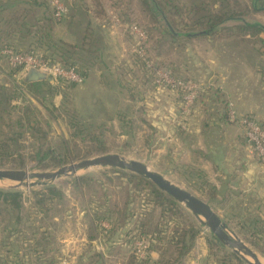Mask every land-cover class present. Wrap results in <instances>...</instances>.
Here are the masks:
<instances>
[{"label":"rangeland","instance_id":"rangeland-1","mask_svg":"<svg viewBox=\"0 0 264 264\" xmlns=\"http://www.w3.org/2000/svg\"><path fill=\"white\" fill-rule=\"evenodd\" d=\"M10 1L17 3L0 11V85L13 98L7 110L0 105V117H5L0 119V130L11 136L21 132L20 112L13 106L31 104L37 118L45 126L50 124L52 145H57L60 134L71 138L73 116L83 121L87 132L71 138V153L59 156L63 160L59 163L52 158L31 160L34 140L28 131L20 139L26 164L17 155H0V169L48 172L109 153L141 161L170 181L186 185L198 197L214 201L229 230L264 261V200L258 204L252 197L239 199L230 192L211 199L212 190L199 179L198 169L192 172L176 163L171 150L175 142L183 144L176 136L186 120L198 115L214 118L221 112L240 127L252 147L244 122L252 120L263 127L264 123L239 115L222 101L223 89L216 83L214 68L221 59H232L233 53L223 52L224 46L264 48L259 28L247 30L249 39L243 38L246 30H240L246 22L264 25V0L259 4L252 0H156L178 32L176 37L146 0H59L66 10L59 20L52 0ZM16 10L25 13V18L20 15L25 20H9ZM228 12L242 20L225 23L216 35H184L199 29L195 23L208 15ZM229 32L235 35L228 36ZM6 47L39 59L46 53L52 57L50 65L70 69L66 64L73 63L87 76L74 83L51 72L47 83L34 91L24 83L25 66L14 67L3 55ZM249 56L264 69V56L258 52ZM16 68L21 70L14 72ZM177 153L179 161L181 150ZM253 153L264 165L254 149ZM120 170L92 167L75 176L19 187L9 180L0 182V189L24 195L20 212H0V244L12 243L0 246V258L8 264H66L85 255L89 256L87 264H135L133 256L147 264H247L241 255L216 244L212 233L191 212L194 221L174 214L169 206L158 203L151 190ZM82 176L86 180L77 187ZM49 187L62 195L52 194ZM40 193L46 196L38 205ZM17 216L22 217L21 223L17 224ZM192 222L197 223L198 233L190 251L183 254L179 233L189 234ZM151 239L159 248L151 249ZM169 241L177 244L169 247ZM103 252L109 255L103 258Z\"/></svg>","mask_w":264,"mask_h":264},{"label":"crops","instance_id":"crops-1","mask_svg":"<svg viewBox=\"0 0 264 264\" xmlns=\"http://www.w3.org/2000/svg\"><path fill=\"white\" fill-rule=\"evenodd\" d=\"M0 1V11L8 10V5L15 6L17 3ZM252 2L259 4L262 1ZM263 32L264 30H260L259 34H264ZM244 33L243 38H252L250 31L246 30ZM261 42H264V36ZM248 45L250 46H224L223 52L233 55L232 59H221L216 63V83L223 89L222 101L226 105H231L239 115L252 116L264 123V69L249 56L255 52L264 56V48ZM220 114L221 116L217 113L214 118H204L197 114L198 116L189 118L183 126H179L177 130L180 135L176 137L182 138L183 144L174 143L171 147L174 153L172 157L176 163L180 162L192 172L198 169L199 179L208 184V189L212 190L209 196L214 200L230 192L239 199L252 197L260 204L264 200V165L253 153L240 127L229 122L227 114ZM179 149V157L182 159L178 161L176 155H179ZM181 187L187 188L186 185ZM213 202L210 203L211 206L219 212ZM107 254L103 252L102 257H107ZM88 257H80L79 261L72 258L66 264H87ZM133 259L136 263L134 256Z\"/></svg>","mask_w":264,"mask_h":264},{"label":"trees","instance_id":"trees-1","mask_svg":"<svg viewBox=\"0 0 264 264\" xmlns=\"http://www.w3.org/2000/svg\"><path fill=\"white\" fill-rule=\"evenodd\" d=\"M148 4L152 5V9L159 15L162 16V19H164V21L167 24V31L169 32L170 35L176 37L179 36L178 32L175 31L174 27L168 22L167 20V15H166V11H164V8L162 6L161 3L157 2L156 0H146ZM197 10L199 11L200 9L197 8ZM24 11V10H23ZM21 12V13H20ZM23 14V18H25V13H22V10H16L14 11V15H12L11 17H9V20H17L19 22L25 20V19H20V15ZM8 20V19H7ZM238 20H242V18L240 16H237L234 13H225L222 15L219 14H210L207 17L203 18L201 21H197L195 24H197L198 26H200L199 29L194 30V32L188 30L187 32L184 33L185 36L187 37H191L193 34H198L201 33L202 35H216L218 34L220 31H223L224 28V24L230 21H238ZM51 23H53V20H49ZM259 28L260 30H264V25L262 24H251L246 22L245 25L240 27V30H249L251 28ZM227 31V30H226ZM235 32H229L228 36H232L235 35ZM257 31L254 33L256 34ZM43 55V59L50 63L52 57L47 55L46 53L42 54ZM65 65V63H64ZM66 66L68 67H72L75 68L81 75H83L84 77L87 76V72H83L81 68H79L77 65L70 63V64H66ZM18 70H21V68H16L14 69V72H17ZM24 83L29 86L30 88H32V90L34 89V91H37L38 86H42L45 85L47 83V81L43 80V81H34V82H27L24 80ZM16 92H14L15 94ZM13 98V94L8 93L7 88L4 85H0V105L5 106V110H7L8 106L10 107V101ZM14 110H19L20 112V117H19V124L20 127L22 129L21 132H14L12 133V136L9 134H7L8 132H5L4 130H0V155H4V156H14L17 155L21 158L22 163L26 164V158L25 155L22 154L23 150H24V145L21 144V140L23 139L26 135V132H30L32 134V138L34 140V145H32V153L29 156L31 158V160H37L39 162L44 161L46 159H56L59 163H62L63 160H61V158H58L59 156H65L67 157L70 153H71V145L73 142V139L71 138H77L81 135H84L87 132V127L84 126L83 121L79 120L77 121V118L75 116H73V118L70 120V125L72 130V133L70 134L71 138H68L65 134H60L59 137H57L59 139V142H57V145H52V138H51V126L50 124L46 123V126L44 125L45 122L42 121L41 119H38V115L37 113L34 114L33 110L36 111V108L31 105V104H26V105H22V106H13ZM22 110V111H20ZM5 117L2 116L0 117V119H4ZM74 131V132H73ZM10 133V132H9ZM5 139V140H4ZM74 143V142H73ZM121 173L128 175L130 178H133L134 180L137 181V183L139 185H143V189H149L151 190V193L157 197L158 199H156L158 201V203L160 205H167L170 207V210L172 212H174V214L180 215V216H185L188 217L190 219H192V221H194V218L192 216V214L190 212H188L186 209L182 208V206H180V204L175 201L172 197H170L168 194H166L165 192H163L162 190H160L155 184H153L150 180L131 173V172H126L124 170H120ZM82 180H86L85 176L79 177L77 179V187L80 183V181ZM48 190L50 192H52V194H59L62 195L60 192H58V190L54 187H49ZM42 197H39L37 199V204L41 205L44 201V197L46 196V194L40 193ZM23 198L24 195L21 191L18 190H12V189H0V212L1 213H8L9 211L12 213L14 210H17L18 212H20L23 209ZM213 199V198H211ZM22 217L20 218L19 216L16 217V222L21 223L22 222ZM3 221H6V218H4ZM196 223V222H195ZM195 223L192 222V228L189 231V234L184 235L181 234V232L179 233V238H182L183 244H184V248L185 251L183 252V254H187L190 249L192 248V245L196 239L197 236V231L195 230ZM197 224V223H196ZM5 229V228H4ZM8 231V230H5ZM10 232V231H9ZM38 232V231H37ZM37 232H35L34 234H36ZM148 232V231H147ZM142 233H146L145 231L142 230ZM159 234H161V232L159 231ZM214 240V242L216 244H218L221 247H225L223 246L219 240L213 236L212 238ZM155 239H151V242L154 241ZM158 240L163 241L162 238H158ZM155 242V241H154ZM154 242H152V248L151 249H157L158 245L154 244ZM12 243H6L5 241H2V244H0V246H9ZM177 243L173 242V241H169V247H175ZM159 248V247H158ZM1 255V254H0ZM7 261H5L3 258H0V264H8L6 263ZM138 264H147V261H141V262H137ZM135 263V264H137ZM240 264H245L244 262H241Z\"/></svg>","mask_w":264,"mask_h":264},{"label":"water","instance_id":"water-1","mask_svg":"<svg viewBox=\"0 0 264 264\" xmlns=\"http://www.w3.org/2000/svg\"><path fill=\"white\" fill-rule=\"evenodd\" d=\"M46 79L47 74L35 68L29 69L24 78L27 82L43 81ZM92 167L118 168L150 180L160 190L168 194L179 204L183 205L189 212H191L223 246L241 255L247 264H263L258 254L229 230L228 225L222 220L209 202L194 195L186 188L170 181L163 174L151 170L145 163L127 159L117 153H109L85 159L48 172L0 169V180L16 182L18 183L16 187L22 185H35L39 183L43 184L54 181L62 176L78 175L81 170ZM34 179L36 182L27 184L28 181Z\"/></svg>","mask_w":264,"mask_h":264},{"label":"built area","instance_id":"built-area-1","mask_svg":"<svg viewBox=\"0 0 264 264\" xmlns=\"http://www.w3.org/2000/svg\"><path fill=\"white\" fill-rule=\"evenodd\" d=\"M55 7V17L59 20L66 12L65 8L59 0H52ZM3 55L6 56L9 62L14 67H23L25 66L26 71L29 69L35 68L38 69L47 75L51 72H54L58 77L74 83H81L83 81L82 75L75 68H62L61 66H53L46 62L44 59H39L34 57L32 53H21L17 52L12 47H6L3 50ZM191 94L189 96V101H192L194 98ZM247 131V139L251 143L254 151L257 152L259 158L264 162V127L262 124H258L252 120H246L244 122Z\"/></svg>","mask_w":264,"mask_h":264},{"label":"bare ground","instance_id":"bare-ground-1","mask_svg":"<svg viewBox=\"0 0 264 264\" xmlns=\"http://www.w3.org/2000/svg\"><path fill=\"white\" fill-rule=\"evenodd\" d=\"M0 182H8V181H5V180H0ZM1 184V183H0ZM2 185V184H1ZM264 261H262V263H263ZM264 264V263H263Z\"/></svg>","mask_w":264,"mask_h":264}]
</instances>
